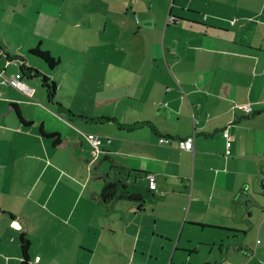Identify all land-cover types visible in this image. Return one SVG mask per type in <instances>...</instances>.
Instances as JSON below:
<instances>
[{"label":"crops","instance_id":"0c3cea01","mask_svg":"<svg viewBox=\"0 0 264 264\" xmlns=\"http://www.w3.org/2000/svg\"><path fill=\"white\" fill-rule=\"evenodd\" d=\"M135 10L138 116L101 112L120 97L67 114L21 78L8 61L19 52L0 38V71L25 84L0 78V264L20 262L22 233L30 264H264V0H138ZM58 59L50 73L27 58L55 99ZM88 133L102 137L100 152ZM188 137L192 150L177 145ZM148 173L156 188L142 207L102 205L107 178L145 188Z\"/></svg>","mask_w":264,"mask_h":264},{"label":"rangeland","instance_id":"374dc122","mask_svg":"<svg viewBox=\"0 0 264 264\" xmlns=\"http://www.w3.org/2000/svg\"><path fill=\"white\" fill-rule=\"evenodd\" d=\"M19 4L21 15L10 13ZM42 4L59 8L47 13ZM136 5L138 0H0V38L17 45L20 39L15 34H20L24 48L12 45V50L31 61L41 63L28 51L36 46L61 59L51 76L58 87L55 100L70 106L76 115L82 108L92 113L94 100L102 103L120 97L116 105L105 106L101 112L138 116ZM15 22L23 30L13 26Z\"/></svg>","mask_w":264,"mask_h":264},{"label":"trees","instance_id":"16d2710c","mask_svg":"<svg viewBox=\"0 0 264 264\" xmlns=\"http://www.w3.org/2000/svg\"><path fill=\"white\" fill-rule=\"evenodd\" d=\"M32 47V46H31ZM28 51L36 56L39 60H41V63L46 64L50 68L55 67L59 64L60 60L54 58L49 51L42 50L39 46H36L34 48H29ZM8 61H14L16 63H19V73L21 75V78L24 81H29L32 79H37L40 82V85L42 89L45 92V98L48 103H51L53 101L56 102L55 96H56V85L53 80H50V78L40 71L37 67H35L33 64H28L27 62V56H24L23 54H8ZM33 62V61H32ZM39 63V62H38ZM59 105H61L60 102H58ZM16 109V116L20 122L23 124L31 123V121H26L20 111ZM70 115H76L71 110H67ZM76 116L82 117V115L77 114ZM104 120H110L112 118L108 117H102ZM141 122H134L131 124L125 125L126 128L134 129L137 128ZM47 136L54 139V144H59L58 135L55 133H46ZM138 172V171H134ZM154 190V189H153ZM152 189H150L147 185V187H141L135 182H128L127 178L122 176H115L114 178H107L100 189L99 192V199L102 203V205H111L116 200L124 199V200H130L133 202H136L138 207H142L146 202L154 195ZM2 210L0 209V212ZM20 246H21V255L22 259L18 264H30V257H29V247H30V241L25 236V234L20 235Z\"/></svg>","mask_w":264,"mask_h":264},{"label":"built area","instance_id":"2783aa9c","mask_svg":"<svg viewBox=\"0 0 264 264\" xmlns=\"http://www.w3.org/2000/svg\"><path fill=\"white\" fill-rule=\"evenodd\" d=\"M173 17L168 18V20H172ZM235 21V18L233 19V22ZM0 78L1 82L4 83L5 85H11L13 87H16L20 90L25 89V84L17 79L14 75L7 77L4 75L3 72L0 71ZM246 111L250 110V106H245L244 107ZM87 139L94 149L95 152H100L101 151V144H102V137L98 134L95 133H88L87 134ZM110 141V138L108 139ZM159 142L162 144H167V145H175V141L169 137H161L159 139ZM177 145L182 148V149H187V150H192L194 145H193V137H188L186 139H180L177 141ZM229 149H227V153H229ZM147 182H148V187L150 189H155L156 188V175L154 173H148L146 175Z\"/></svg>","mask_w":264,"mask_h":264}]
</instances>
